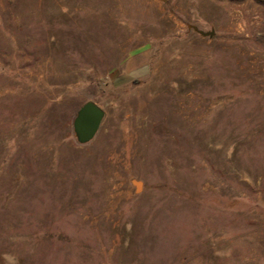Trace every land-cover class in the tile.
<instances>
[{"label": "rangeland", "instance_id": "1", "mask_svg": "<svg viewBox=\"0 0 264 264\" xmlns=\"http://www.w3.org/2000/svg\"><path fill=\"white\" fill-rule=\"evenodd\" d=\"M0 264H264V0H0Z\"/></svg>", "mask_w": 264, "mask_h": 264}, {"label": "water", "instance_id": "2", "mask_svg": "<svg viewBox=\"0 0 264 264\" xmlns=\"http://www.w3.org/2000/svg\"><path fill=\"white\" fill-rule=\"evenodd\" d=\"M202 37H212L213 31L204 32L195 26H189ZM104 116L103 110L95 103H85L74 119L73 128L79 143L89 142L98 132Z\"/></svg>", "mask_w": 264, "mask_h": 264}, {"label": "crops", "instance_id": "3", "mask_svg": "<svg viewBox=\"0 0 264 264\" xmlns=\"http://www.w3.org/2000/svg\"><path fill=\"white\" fill-rule=\"evenodd\" d=\"M189 26H192V25H188L187 27H188L189 30L195 32L194 30L190 29ZM195 27H196V26H195ZM196 28H198L199 30L204 31V32L213 31V33H214L212 37H202V36H200L198 33L195 32V33L198 34L201 38L212 39V38L215 36V30H214V29H211V30H209V31H205L204 29H201V28H199V27H196Z\"/></svg>", "mask_w": 264, "mask_h": 264}]
</instances>
